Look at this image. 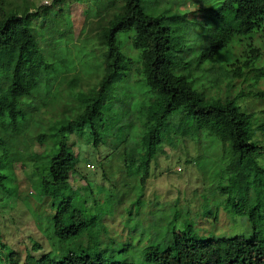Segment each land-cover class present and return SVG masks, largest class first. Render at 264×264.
I'll use <instances>...</instances> for the list:
<instances>
[{"label": "trees", "instance_id": "1", "mask_svg": "<svg viewBox=\"0 0 264 264\" xmlns=\"http://www.w3.org/2000/svg\"><path fill=\"white\" fill-rule=\"evenodd\" d=\"M117 1L122 11L96 35L100 77L86 94L73 93L77 80L63 79L68 73L64 60L39 45L54 48L57 43L52 21L44 22L46 28L36 27L26 13H4L0 8V189L9 195L14 191L11 164L18 159L16 141H24V148L49 142L51 156L36 181L37 203L52 211L43 223L56 242L86 240L78 254L68 252L59 258L51 253L38 258L28 254L22 262L0 243V257L6 264H264V196H259V191L264 194V171L254 161L264 147L252 140L253 129L264 133V123L253 126L254 114L235 104L250 97L264 101V89L249 95L233 89V82L246 84L251 78L254 85L264 86V0H185L199 4L190 18L172 11L171 1L177 7L179 0ZM256 33L260 38H254ZM235 39L245 42L240 52L230 63L216 64L214 57ZM31 70H39L41 77L33 80ZM63 82L66 99L60 104ZM57 104L69 115L43 122L41 110ZM110 126L124 132L114 150H122L127 140L136 144L134 156L124 164L131 174L137 170L135 164L146 171L164 144L171 148L185 140L198 144L200 135L217 142L232 173L220 192L228 196L230 213L245 216L250 235L200 238L189 224L184 229L171 226L170 239L156 242L151 234L133 260L128 238H111L112 231L96 216L86 219L85 210L74 206L77 194L68 184L76 162L69 135L80 132L93 143L107 142L104 132ZM129 131L138 134L131 138ZM244 168L253 172L252 178L240 187L249 177ZM146 179V172L138 178L140 188ZM29 195L26 199H31ZM179 210L167 211L178 216ZM162 212L164 208L155 215ZM218 212L214 210L213 221ZM150 221L153 227L156 222Z\"/></svg>", "mask_w": 264, "mask_h": 264}, {"label": "rangeland", "instance_id": "2", "mask_svg": "<svg viewBox=\"0 0 264 264\" xmlns=\"http://www.w3.org/2000/svg\"><path fill=\"white\" fill-rule=\"evenodd\" d=\"M166 1L169 2V0ZM174 1L177 3L176 0ZM178 4L175 7L171 1L172 11L178 15L187 14L189 18L193 16L191 12L199 6L194 1L185 0H179ZM121 6L122 3L117 0H97L96 4L91 0H0V8L4 13L8 10H14L18 14L26 13L32 18L30 20L32 26L41 25L46 28L44 22L52 21L54 28L52 35L54 38L58 37L56 47L47 46L42 42L39 45L51 54L57 53L60 59L64 60V67L68 73L63 75V79L72 82V78H76L72 91L83 94L88 93L100 77L98 64L101 48L96 43V35L122 11ZM67 22H69V28ZM258 36L259 34L256 33L254 38H260ZM240 42L235 39L226 50H223V55L218 53L214 57V62L222 66L230 63L240 52L241 45L245 43L242 41L243 44H240ZM58 56L56 55V58L59 60ZM28 73L33 80L41 77L39 70H31ZM248 83L253 84V78L246 84L233 82L234 93L241 89L249 95L264 89L262 83L258 82L251 86ZM65 85L66 83L63 82L59 86L60 104L66 99ZM235 104L240 109L254 114L253 126L264 123V101L250 97L236 101ZM46 111H48L47 114H45ZM76 111L80 112L79 109ZM62 114L69 115L68 110L57 104L51 110L50 106L41 110V119L43 122L49 118L61 119ZM75 117L74 113L69 119ZM120 124L119 122L118 125ZM116 127L110 126L108 132H104L108 138L107 142L102 143L98 141L93 143L87 135L80 132L69 135L70 152L76 162L74 171L69 174L68 184L77 194L74 195V206L85 210L86 219L96 216L99 224L112 231L111 238H117V236L128 238L130 249L134 251V257L129 256L133 260L136 261L137 250L140 253L139 249L146 245L151 234L156 242L170 239L168 233L171 226L175 229H184L189 224L194 234L200 238L231 237L236 234L248 237L250 235L252 228L247 225L245 216L230 213L229 202H225L228 196L220 192L222 188L228 186V179L231 178L232 173L227 171V158L222 157L221 148L217 142L200 135L198 144L188 140L174 148L164 144L160 152L154 156L153 161L148 163L146 171L145 168L141 169L138 164H135L137 170L131 174L124 169V164L134 156L136 144L126 139L122 150H114L118 147L115 145L117 143H114L116 139L124 136V132L116 130ZM130 133L131 138L138 134H133V131ZM253 134L252 140L264 147V133L253 129ZM24 145V141L22 143L16 141L14 146L18 153V159L13 160L11 164L14 174V191L9 195L0 189V243L16 254L18 262H22L28 254L38 258L43 254L51 253L59 258L68 252L80 253L86 241L85 238L65 243L54 241L52 231L46 230L42 220V218L46 219L52 211L45 206L46 204L37 203L40 195L36 181L44 175L43 168L47 166V160L51 156L49 142L41 145L36 143L27 145L26 148ZM254 161L264 171V151L261 155L255 156ZM99 162L103 165H99ZM103 169L105 176L104 172L102 173ZM243 171L247 172L249 177L243 180L242 176L243 181L240 187L251 180L253 173L246 168ZM145 172L147 179L140 188L138 178ZM3 186L5 187L6 184ZM141 189L142 192H140ZM259 193H262L259 195L261 199L264 194L261 191ZM249 194L251 196L253 192L250 191ZM27 195L31 196V199H26ZM235 196L233 192L230 197ZM252 199L254 200V197ZM30 200L39 207L34 206ZM175 202H178V206L174 207ZM250 202L252 203L251 200ZM161 208H164L165 212L155 215ZM169 209H180L178 216L167 211ZM216 209L219 212L215 218L216 221H213L212 216ZM129 210L131 213L128 216ZM150 219L156 222L153 227ZM257 229L261 231V228ZM34 245H37V248H34ZM0 258V264H6L4 258L2 256Z\"/></svg>", "mask_w": 264, "mask_h": 264}]
</instances>
